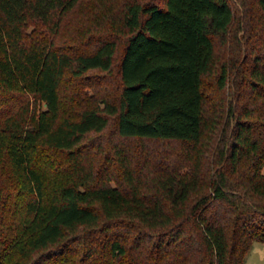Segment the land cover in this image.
I'll return each mask as SVG.
<instances>
[{"label":"trees","instance_id":"obj_1","mask_svg":"<svg viewBox=\"0 0 264 264\" xmlns=\"http://www.w3.org/2000/svg\"><path fill=\"white\" fill-rule=\"evenodd\" d=\"M83 1L0 0V264H245L264 242V0H241L251 62L211 96L233 0H94L58 44Z\"/></svg>","mask_w":264,"mask_h":264},{"label":"rangeland","instance_id":"obj_2","mask_svg":"<svg viewBox=\"0 0 264 264\" xmlns=\"http://www.w3.org/2000/svg\"><path fill=\"white\" fill-rule=\"evenodd\" d=\"M234 8L236 10V18L231 29V32L227 35H219L215 37V49H216V73L214 75H208L204 77V86L206 96H211L212 94H217V81H218V72L221 70V67L226 66L232 72L231 82L236 78L238 68L244 64V66L250 65L251 62V27H247L248 20L251 21V2L244 4L241 0H233ZM94 0H84L77 10L72 12L62 27V33L60 38H58V44L60 45H71L72 37L77 32V28L82 24L88 22V19L94 18L92 13L90 16L87 15L89 10V4H92ZM98 14V13H97ZM94 31V27H92ZM27 32L31 38H36L48 32L47 28L41 22H31L28 25ZM95 32V31H94ZM249 37L248 40L245 37ZM245 40H247V43ZM249 44V46H248ZM100 71L92 72V75L101 74ZM218 94L219 91H218ZM214 95V96H215ZM226 99H230L231 96L226 95ZM138 140L128 139V143L131 144V147H135L138 144ZM149 146L152 148H161L164 147H180V143L176 141H166V142H148ZM167 150V149H166ZM264 173V168H263ZM245 264H264V242L256 241L253 243L251 249L249 250Z\"/></svg>","mask_w":264,"mask_h":264}]
</instances>
